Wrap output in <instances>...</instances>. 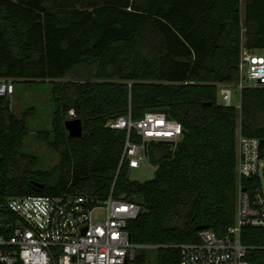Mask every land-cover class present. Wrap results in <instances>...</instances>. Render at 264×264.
Segmentation results:
<instances>
[{"label": "trees", "instance_id": "16d2710c", "mask_svg": "<svg viewBox=\"0 0 264 264\" xmlns=\"http://www.w3.org/2000/svg\"><path fill=\"white\" fill-rule=\"evenodd\" d=\"M244 4L241 20V0H0V79L51 84L50 131L38 139L59 156L49 171L36 170L22 152L34 110L16 118L0 97V199L104 200L113 184V198L143 209L127 230L134 243L163 246L157 264H179L171 246L196 242V226L223 235L235 216L238 129L261 142L264 161V86L243 89L239 108L217 101L220 84L238 81L241 50H264V0ZM148 111H166L184 135L175 146L148 144L157 169L138 182L127 164L117 171L126 131L107 124ZM69 118L81 120V136L68 135ZM240 239L250 264H264V228L245 226Z\"/></svg>", "mask_w": 264, "mask_h": 264}, {"label": "built area", "instance_id": "2783aa9c", "mask_svg": "<svg viewBox=\"0 0 264 264\" xmlns=\"http://www.w3.org/2000/svg\"><path fill=\"white\" fill-rule=\"evenodd\" d=\"M264 86V53L242 49L238 63V81L220 84L225 106H232L231 88ZM14 84L0 79V97L9 100L12 109ZM73 117V112H69ZM107 126L125 130L126 139L118 170H129L144 163L154 172L146 156L149 143L175 146L184 135L181 123L162 111H148L139 120L128 114ZM137 138V140L133 138ZM260 141L236 133V205L234 222L223 235L210 228L197 231V241L173 245L180 253L179 264H250V247L240 236L245 226L264 228V161L259 155ZM259 177L260 184H244ZM113 184L104 200L89 195H27L0 199V264H132L141 251L157 250L159 245L134 243L127 230L136 219L140 206L123 198H113Z\"/></svg>", "mask_w": 264, "mask_h": 264}, {"label": "rangeland", "instance_id": "374dc122", "mask_svg": "<svg viewBox=\"0 0 264 264\" xmlns=\"http://www.w3.org/2000/svg\"><path fill=\"white\" fill-rule=\"evenodd\" d=\"M241 3L240 14L241 20H243L245 15L244 0H241ZM241 39L242 45L244 46L246 43L244 29L242 30ZM256 52L263 54L264 50H256ZM50 91L51 84L49 82L32 85L17 84L12 97V109L10 110L16 118H21L27 111L34 110V115L26 119L28 135L24 140L22 152L34 156L37 159L38 165L35 169L38 171H49L59 162L58 154L51 150L45 142L38 139L39 134L43 135L44 132L50 131V122L54 110ZM231 93L232 106H237L239 93L234 87L231 88ZM217 101L223 104L220 94H218ZM153 176L154 171L144 163L140 164L139 168L129 171L130 179L138 182L150 180ZM156 255V250L146 251L144 253L145 261L143 264H157Z\"/></svg>", "mask_w": 264, "mask_h": 264}, {"label": "water", "instance_id": "95a60500", "mask_svg": "<svg viewBox=\"0 0 264 264\" xmlns=\"http://www.w3.org/2000/svg\"><path fill=\"white\" fill-rule=\"evenodd\" d=\"M162 112L166 113V111H162ZM64 127L70 137H79L82 135V122L78 118L67 119L64 122ZM260 145H261V142H260ZM142 212H143V209L140 208L139 213L141 214ZM206 228H208L206 225H199L195 227V231H200Z\"/></svg>", "mask_w": 264, "mask_h": 264}]
</instances>
